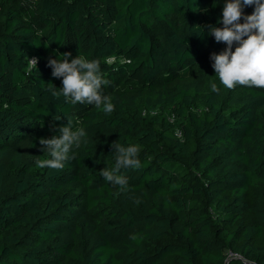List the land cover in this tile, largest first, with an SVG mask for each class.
I'll use <instances>...</instances> for the list:
<instances>
[{
	"label": "trees",
	"instance_id": "1",
	"mask_svg": "<svg viewBox=\"0 0 264 264\" xmlns=\"http://www.w3.org/2000/svg\"><path fill=\"white\" fill-rule=\"evenodd\" d=\"M225 3L0 0V264H264V88L214 71ZM63 53L99 61L112 112L52 96ZM69 122L80 147L40 168Z\"/></svg>",
	"mask_w": 264,
	"mask_h": 264
},
{
	"label": "clouds",
	"instance_id": "2",
	"mask_svg": "<svg viewBox=\"0 0 264 264\" xmlns=\"http://www.w3.org/2000/svg\"><path fill=\"white\" fill-rule=\"evenodd\" d=\"M251 5H255L254 12L243 16L244 22L241 23L242 7ZM220 22L223 27L208 26L209 34L214 36L217 42L227 45V48L220 54L213 53L211 56L214 61V71L220 81L228 89L234 88L237 84L264 88V0H226ZM234 43L238 46L233 51ZM62 55L64 57L62 60H49V66L53 69L52 75L62 78V88L59 92L53 87L49 88L52 96L63 95L66 100L71 98L73 104L87 102L90 105L100 106L103 103L105 112H112L114 105L108 102V97L102 96L100 92L102 80L98 75L99 61H89L78 56L69 61L71 53ZM32 62L37 63L35 58ZM212 87L213 91L217 90L215 84ZM59 131V136L40 139V144L52 157L50 160L37 161L40 168L62 169L64 167L62 162L68 158L67 154L70 149L73 146L79 148L81 138L85 136L83 129L71 130L70 122L67 126L61 127ZM112 149L118 154L116 169L113 171L102 169L101 175L106 181L120 186L122 192H127V178L116 175L115 172L121 167L139 166L138 148L132 145L125 147L114 142ZM225 264H228L227 260Z\"/></svg>",
	"mask_w": 264,
	"mask_h": 264
},
{
	"label": "rangeland",
	"instance_id": "3",
	"mask_svg": "<svg viewBox=\"0 0 264 264\" xmlns=\"http://www.w3.org/2000/svg\"><path fill=\"white\" fill-rule=\"evenodd\" d=\"M170 120H171L172 122H176V117H175L174 115H171Z\"/></svg>",
	"mask_w": 264,
	"mask_h": 264
},
{
	"label": "built area",
	"instance_id": "4",
	"mask_svg": "<svg viewBox=\"0 0 264 264\" xmlns=\"http://www.w3.org/2000/svg\"><path fill=\"white\" fill-rule=\"evenodd\" d=\"M176 134H177V136H179V137H181V136H182V133H181V131H180V130H177V131H176Z\"/></svg>",
	"mask_w": 264,
	"mask_h": 264
}]
</instances>
